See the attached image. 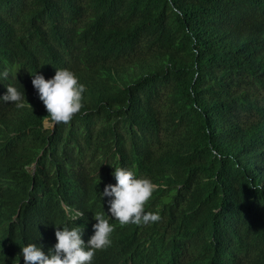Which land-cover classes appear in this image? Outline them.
<instances>
[{
    "label": "trees",
    "instance_id": "1",
    "mask_svg": "<svg viewBox=\"0 0 264 264\" xmlns=\"http://www.w3.org/2000/svg\"><path fill=\"white\" fill-rule=\"evenodd\" d=\"M62 68L85 107L44 129L32 75ZM5 70L0 95L27 104L0 101V245L16 214L99 209L125 167L157 185L160 219L109 220L97 260L264 264V0H0Z\"/></svg>",
    "mask_w": 264,
    "mask_h": 264
},
{
    "label": "clouds",
    "instance_id": "2",
    "mask_svg": "<svg viewBox=\"0 0 264 264\" xmlns=\"http://www.w3.org/2000/svg\"><path fill=\"white\" fill-rule=\"evenodd\" d=\"M7 76L6 70L0 72V78ZM31 84L44 114V129L69 122L85 107V86L67 68L56 69L49 79L35 73ZM0 101L3 106L11 103L17 108L26 103L24 91L11 84L1 92ZM112 175L115 184L104 186L99 196L109 199L99 209L92 197L80 196L72 204L61 201L59 206L12 216L6 240L0 245V264H108L103 257L97 260L95 253L112 243L114 225L109 220L141 225L160 219L158 212L145 211L157 187L151 179L125 167L114 168ZM85 232L88 239H84Z\"/></svg>",
    "mask_w": 264,
    "mask_h": 264
},
{
    "label": "bare ground",
    "instance_id": "3",
    "mask_svg": "<svg viewBox=\"0 0 264 264\" xmlns=\"http://www.w3.org/2000/svg\"><path fill=\"white\" fill-rule=\"evenodd\" d=\"M61 2H63V1H61ZM64 4H66V3H64ZM58 5V4H57ZM59 6V5H58ZM64 7V6H63ZM73 8V7H72ZM64 11H65V9H64ZM69 12V11H68ZM57 13V12H56ZM77 28V27H76ZM74 35V34H73ZM66 37V36H65ZM76 37V36H75ZM67 38V37H66ZM65 49V48H64ZM89 51V50H88ZM91 52V51H90ZM31 112H32V109L30 110ZM23 134V133H22ZM18 150V149H17ZM97 150V149H96ZM97 153V152H96ZM99 199V198H98ZM75 209H79L80 210V208H76V207H74ZM87 234H86V232H85V234H84V236H86Z\"/></svg>",
    "mask_w": 264,
    "mask_h": 264
}]
</instances>
